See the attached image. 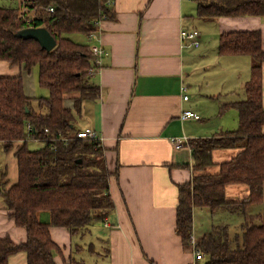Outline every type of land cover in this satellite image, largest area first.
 Masks as SVG:
<instances>
[{
  "label": "crops",
  "instance_id": "obj_1",
  "mask_svg": "<svg viewBox=\"0 0 264 264\" xmlns=\"http://www.w3.org/2000/svg\"><path fill=\"white\" fill-rule=\"evenodd\" d=\"M26 1L32 0H0V8L17 12ZM111 1L109 19H97L101 21L91 32L95 34L93 40L86 35L89 46L97 44L104 51L91 77L100 95L84 102L76 125L80 131L92 129L101 140L111 174L114 209L105 222L94 223L83 236L73 237L66 228L52 226L51 238L62 250L55 262L67 264L73 256L84 264H203L195 263L192 247H185L176 233L178 186L189 182L194 174L192 152L186 143L237 129V110L223 108L246 98L243 86L250 79L253 63L246 56H219V37L223 33L261 31L264 51V17L204 21L197 18L193 0ZM183 29L200 32L199 47L181 42ZM208 41L213 43L210 49L204 47ZM190 48L202 50L189 53ZM198 61L204 62V71H212L215 76L212 92L204 90L208 87L205 81L194 78ZM33 69L26 72L0 60V77L20 76L27 97H47L48 90L39 86L38 68L36 77ZM35 82L46 92L36 94ZM194 90L199 99L192 101L190 91ZM185 95L188 100H184ZM186 110L194 111L201 120L182 121L181 114ZM173 138L182 144H172ZM237 152L214 151L215 165L202 173H217L218 165L234 158ZM4 173L10 185L17 183V161L13 152H5L0 143V184ZM226 195L231 201L242 200L249 190L244 185H231ZM198 210L193 211L192 235L196 241L211 229L207 226L197 233ZM248 212L264 213V187L263 202L249 206ZM37 217L41 223H51L48 211L38 212ZM88 235L100 251L90 242L91 257L86 261L81 257L86 249L75 238ZM5 237L23 244L27 234L9 218L0 194V238ZM9 264H27L25 254L12 256Z\"/></svg>",
  "mask_w": 264,
  "mask_h": 264
},
{
  "label": "trees",
  "instance_id": "obj_2",
  "mask_svg": "<svg viewBox=\"0 0 264 264\" xmlns=\"http://www.w3.org/2000/svg\"><path fill=\"white\" fill-rule=\"evenodd\" d=\"M107 0H32L37 9L34 27H45L57 44L51 51L35 40L17 37L28 28L16 10L0 8V60L22 67L26 72L38 68L39 86L49 95L29 98L22 77H0V143L13 152L18 181L10 185L4 173L0 194L9 218L26 231L23 244L9 237L0 238V264H9L17 254L27 264H57L62 252L53 242L50 228H66L74 236L86 235L96 222H105L114 209L110 178L101 141L78 138L77 119L87 100H96L100 88L91 82L95 58L89 45L64 37L87 35L97 30L96 21L105 13ZM196 16L204 21L221 17L262 16L264 0H193ZM53 8V12L47 9ZM219 56H246L252 60L250 79L243 89L246 98L223 108L234 107L238 125L234 131L209 138L187 141L193 157L191 180L178 186L176 233L191 248L193 211L207 208L212 213L226 211L241 215L242 237L231 239L226 225L212 226L199 240L203 264H264V213L250 214L249 206L263 202L264 187V51L261 31L223 33L219 37ZM36 103L35 110L33 103ZM71 105V106H70ZM72 107V108H71ZM30 127V129H29ZM43 146L31 150L28 142ZM238 150L236 156L218 165L215 174L202 171L214 166L213 152ZM81 161V162H80ZM244 185L247 198L227 199L226 189ZM48 211L51 223H41L38 212ZM67 264H84L73 256Z\"/></svg>",
  "mask_w": 264,
  "mask_h": 264
},
{
  "label": "rangeland",
  "instance_id": "obj_3",
  "mask_svg": "<svg viewBox=\"0 0 264 264\" xmlns=\"http://www.w3.org/2000/svg\"><path fill=\"white\" fill-rule=\"evenodd\" d=\"M64 37L70 39L71 41L75 43L81 44V45H89L88 39L86 38V35L84 34L75 33V34L65 35ZM211 44L213 45V43L208 41L204 47H207L208 49H210ZM202 48L200 50H196L194 48H190L188 50H189V53H198V51H201ZM203 63L204 62L202 61H198L196 65L194 66L196 70L194 78L197 80L201 79V81L203 82L205 81V83L208 84V87H205L204 90H206V92H212L215 86V84H213L214 83L213 80H215L214 78L215 76L213 75L212 71H209V70L204 71V69H202ZM32 74L34 77H36V68L33 69ZM204 75L206 77L205 79L203 77ZM35 90H36V94H39V95L46 92L44 89L39 88L36 82H35ZM197 95H198V92L196 90L190 91V96H191L192 101L199 99L197 98ZM33 107L35 108V110L38 111V108H36L35 102L33 103ZM28 146L31 150H37L41 148L43 144L38 141H30L28 142ZM215 213H216L215 215H212V212L207 208H203V210L202 209L198 210V213L195 218V227L197 229V233L199 232L201 233V231L207 226H209L208 228L210 229L212 228L211 227L212 225L215 226V225L223 224L228 227L229 235L231 239H234L236 236H239L240 238L242 237V234L240 231V225L243 222V218L241 215L230 214L226 211H218ZM75 241L86 249V252H84V254L81 255V257L85 258L86 261L89 260V257H91V255L89 254L90 251L88 249L90 242H93L95 245H97V251H100L98 248V243H96V241H91V236L89 235L85 237L84 239H80V237H76Z\"/></svg>",
  "mask_w": 264,
  "mask_h": 264
},
{
  "label": "built area",
  "instance_id": "obj_4",
  "mask_svg": "<svg viewBox=\"0 0 264 264\" xmlns=\"http://www.w3.org/2000/svg\"><path fill=\"white\" fill-rule=\"evenodd\" d=\"M106 7H110L112 4L111 0H107L105 3ZM31 3L26 1L21 8L17 11V15L18 18L20 20H23L26 22V24L28 25V27H34V20L35 18L38 16L37 13V9H31ZM33 10V12H31V10ZM47 12H53V8H49L47 9ZM102 19H107V15L105 13L102 14ZM101 20H97L96 21V25H99ZM88 37L90 40H93L95 38V34L94 33H90L88 34ZM180 39L181 42L186 43V42H190L195 48L200 46V32L196 29H183L180 33ZM90 50L92 52V55L95 58V67L91 70V73H94L95 70L99 67V60L101 59L104 51L103 49L100 47V45L97 44H92L90 46ZM185 89H183L184 91ZM184 100H188V96H184L183 97ZM180 119L182 121H187V120H194V121H200L201 117L200 115H198L197 113H195L192 110H186L183 111V113L181 114ZM30 129V127H29ZM78 138H82V139H96L101 141L97 135L95 134V132L92 129H85L83 131H79L77 132L76 135ZM172 144L179 146L182 144V141L180 139H171L170 140ZM187 141V140H186ZM190 245L192 247L193 250V254H194V261L195 263L197 262H201L204 259L203 253L200 250L199 247V241H196V239L193 237V235H191L190 237Z\"/></svg>",
  "mask_w": 264,
  "mask_h": 264
},
{
  "label": "water",
  "instance_id": "obj_5",
  "mask_svg": "<svg viewBox=\"0 0 264 264\" xmlns=\"http://www.w3.org/2000/svg\"><path fill=\"white\" fill-rule=\"evenodd\" d=\"M17 37L24 38L28 40H35L40 44L42 49L46 51H51L56 47V40L50 34V32L45 27H28L21 30ZM81 162V161H80Z\"/></svg>",
  "mask_w": 264,
  "mask_h": 264
}]
</instances>
